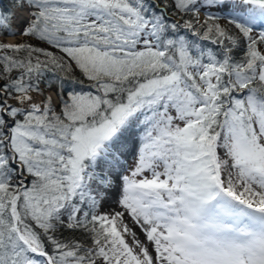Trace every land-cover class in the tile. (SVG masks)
<instances>
[{
	"label": "snow or ice",
	"instance_id": "snow-or-ice-1",
	"mask_svg": "<svg viewBox=\"0 0 264 264\" xmlns=\"http://www.w3.org/2000/svg\"><path fill=\"white\" fill-rule=\"evenodd\" d=\"M0 264H264V0H0Z\"/></svg>",
	"mask_w": 264,
	"mask_h": 264
},
{
	"label": "rangeland",
	"instance_id": "rangeland-1",
	"mask_svg": "<svg viewBox=\"0 0 264 264\" xmlns=\"http://www.w3.org/2000/svg\"><path fill=\"white\" fill-rule=\"evenodd\" d=\"M8 42H19L20 40L24 39L23 37L17 36L14 38H7Z\"/></svg>",
	"mask_w": 264,
	"mask_h": 264
},
{
	"label": "trees",
	"instance_id": "trees-1",
	"mask_svg": "<svg viewBox=\"0 0 264 264\" xmlns=\"http://www.w3.org/2000/svg\"><path fill=\"white\" fill-rule=\"evenodd\" d=\"M2 3H3L4 5H7V4L9 3V0H2Z\"/></svg>",
	"mask_w": 264,
	"mask_h": 264
}]
</instances>
